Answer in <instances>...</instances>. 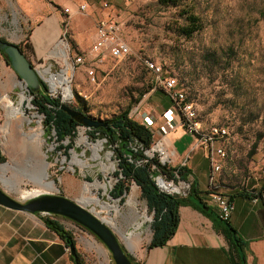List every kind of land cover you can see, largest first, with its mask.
Returning <instances> with one entry per match:
<instances>
[{"label": "rangeland", "instance_id": "374dc122", "mask_svg": "<svg viewBox=\"0 0 264 264\" xmlns=\"http://www.w3.org/2000/svg\"><path fill=\"white\" fill-rule=\"evenodd\" d=\"M96 7L99 16L94 21L95 34L99 21L114 23L119 29V38L126 43L131 54L122 60L108 55L101 57L95 64L92 78L86 67L72 66L70 62V57L85 56L89 49L77 54L72 48L67 51L64 41L59 42L53 53L59 59L50 69L53 74L67 70L72 98L66 104L102 122L128 110L131 119L140 123L143 112L169 103L160 90L152 87L151 74L143 64L144 59H151L162 65L185 91L187 100L195 109L200 129L205 133L217 130L214 146L224 153L216 157L218 191L245 189L259 180L264 168V0H176L175 3L98 0ZM185 9L195 13L203 25L190 38L180 35L177 29L185 23L182 16ZM6 13L8 20L19 28L17 15L9 3ZM9 73L11 76L0 74V149L5 158L0 168L7 165L6 176L15 183L13 186L0 180V187L16 200L30 192L43 191L37 181L45 165L46 180L53 181L56 187L50 193L80 201L83 181L100 179V167L92 164L90 152L86 149L84 156L91 166L72 165L66 154V163L59 170L60 161L54 164L55 151L71 138L66 136L57 141L53 131L46 128L45 117L38 110L37 115L29 112L27 116L31 121L26 122L19 106L14 105L10 112L2 107L5 101L17 104L20 93L25 91L19 85L17 75L13 71ZM60 97L58 95V99ZM30 103L35 109L33 102ZM134 109L138 111L132 114ZM39 117L41 127L37 123ZM79 127L82 126L75 128L71 148L78 141L77 131L83 130ZM95 132L86 130L84 135L96 142L92 138ZM34 134H39L37 143L30 139ZM84 139L81 134L80 141ZM155 142L154 138L152 145ZM105 148L104 144L102 157ZM83 149L79 146L75 152L80 153ZM127 186L129 189L121 204L118 205L117 201L106 203L110 206L116 204V207L98 215L113 226L119 241L129 249L132 257L139 258L150 243L154 214L151 220L139 187L131 188V182ZM101 194L100 190L94 196H98L100 202L107 201ZM90 206H95V212L100 210L95 204ZM60 220L73 235L75 248L84 264H113L105 246L90 232L68 219L60 217ZM132 225L144 227L147 232L136 248H129L123 237Z\"/></svg>", "mask_w": 264, "mask_h": 264}, {"label": "crops", "instance_id": "0c3cea01", "mask_svg": "<svg viewBox=\"0 0 264 264\" xmlns=\"http://www.w3.org/2000/svg\"><path fill=\"white\" fill-rule=\"evenodd\" d=\"M97 1L0 0V38L22 47L32 66L42 62L51 68L59 59L53 54L59 42L64 41L67 51L72 48L77 54L89 49L95 39L94 21L99 16ZM8 3L17 15L19 28L7 18ZM81 4L87 6L85 15L68 18L63 11L67 8L73 12ZM9 71L12 68L1 58L0 74L11 76ZM167 100L168 105H156L142 113L153 118L155 128L165 122L161 115L171 107L168 97ZM161 142L173 154L169 168L185 167L188 172L184 181L194 185L201 201L211 207L207 192L211 174L207 148L196 147L193 137L180 126L162 137ZM263 186L264 174L245 189L223 192L234 205L228 223L241 241L242 264H264V191L259 194ZM189 192L175 194L181 203L174 234L162 246H147L141 257L134 258L139 264H238L235 248L223 226L202 211L198 199ZM244 193L254 196L245 197ZM47 218L63 225L60 217H42L0 206V264H74L67 245L48 228Z\"/></svg>", "mask_w": 264, "mask_h": 264}, {"label": "built area", "instance_id": "2783aa9c", "mask_svg": "<svg viewBox=\"0 0 264 264\" xmlns=\"http://www.w3.org/2000/svg\"><path fill=\"white\" fill-rule=\"evenodd\" d=\"M87 6L85 4L78 5L76 10L71 12L69 9L65 8L63 11L68 15V18L74 14L84 15L86 13ZM118 27L115 26L114 23L110 24L106 21H99L96 26V34L95 39L91 44L87 54L85 56L76 55L70 57V62L73 63L72 66H84L86 67L87 73L89 76L93 78V69L95 68L96 62H98L101 57L108 55L116 60H122L128 57L131 54L129 47L124 43L118 35ZM143 64L145 69L151 74V82L154 90L162 91L171 101V107L164 110L162 112V117L165 122L159 127H154V120L150 116L141 115V124L146 127L149 131L152 132L153 140L156 139V142L149 148L146 149L143 153L147 159H155L156 163H159L162 166H166L167 169L173 162V154L168 152L162 142L161 139L169 132L173 131L177 126L183 128L187 133H189L195 142V146H205L208 152V159L211 169V174L209 177L207 192L208 194V202L217 216L223 220L228 221L233 210L234 205L230 198L218 191L217 181L215 178V174L218 172L219 167L216 163V157L223 156L224 153L221 149H218L214 146V141L218 136V132L214 129L213 132L205 133L200 129L199 123L196 121V112L191 102L187 100V96L185 91L181 88V86L177 83L176 79L171 76L162 65L151 60L144 59ZM33 68L41 78L43 84L46 85L47 95L52 99H58V95H60V103H66L68 100H65L62 95L51 88L48 81L44 79L42 75V69L45 68L42 63L33 64ZM51 71V69H50ZM61 71V70H60ZM56 75V74H55ZM153 91V90H151ZM137 109L132 111V114L136 113ZM129 119L131 117L129 114L127 115ZM178 116V118H177ZM41 123V122H40ZM39 123V124H40ZM41 127V124L39 125ZM83 128L82 131H77V142L73 148H69L68 153H65V146L70 142L66 140L64 143L62 142L63 148H57L55 151V162L56 164L60 161V169L63 168V164L66 163V154L70 156V163L72 165H79L80 162L83 164L82 168L91 166L88 164L87 159L85 158L86 149L90 152V159L93 162V165H97L100 167L102 177L98 179L97 177L93 178V180H85L83 181V187L85 184H92L95 180L100 181L104 187H95L91 186V194L94 196L95 194H99V191L102 192V197H106L107 201H103V203H114L117 199H113L110 195L116 188L119 187V184L122 181H125L123 185L127 186L128 182H131L132 186L136 184L133 181H126L121 174L120 169V161L121 158L116 155L115 149L118 147L116 142L110 143L108 138H106L103 134H101L97 129H92L90 127H79ZM86 130L96 131L93 133L92 138H95L96 142H92L88 136L84 135ZM53 131V130H52ZM54 133V131H53ZM81 134L85 138V143L80 141ZM98 136L100 138L98 139ZM69 137V136H68ZM75 138V137H74ZM101 144L100 150L95 152L94 146L97 143ZM80 144V145H79ZM104 144L106 145V152L101 156V152L104 148ZM161 146V150L153 149L155 146ZM60 146V145H59ZM58 146V147H59ZM73 146V145H72ZM83 146L85 149L80 153L75 152V148ZM128 148L135 153L140 152L142 150L141 146H138L136 142L129 143ZM97 154V159H93L92 157ZM262 154H264V144L262 147ZM122 159L126 160L129 163H135L136 165H141L148 160H135L132 154L129 152L127 154L122 155ZM75 161V162H74ZM151 165V171H157L156 175L153 176V181L157 186L160 192L166 194H179V193H188L190 191V184L184 180L180 179V176L172 170L174 177L169 178L166 174L161 173L157 169V164ZM86 164V165H84ZM182 167V166H178ZM102 168L105 171H102ZM72 169V168H71ZM74 171V169H72ZM262 174H264V169H262ZM167 184L168 187H177L179 188L176 192H171L167 190L165 187ZM137 186V185H136ZM135 186V187H136ZM128 187V186H127ZM138 187V186H137ZM129 189V188H128ZM128 191L124 190L122 195L119 198H123ZM95 197V196H94ZM98 199L99 197L96 196ZM111 203V204H112ZM87 209L91 210L92 206H85ZM96 213L95 211H93ZM97 214V213H96ZM67 229V228H66Z\"/></svg>", "mask_w": 264, "mask_h": 264}, {"label": "trees", "instance_id": "16d2710c", "mask_svg": "<svg viewBox=\"0 0 264 264\" xmlns=\"http://www.w3.org/2000/svg\"><path fill=\"white\" fill-rule=\"evenodd\" d=\"M163 3H175L176 0H160ZM182 16L184 18V25L177 27L178 32L185 38H190L194 34L198 33L203 25L200 18L193 13L191 10H183ZM27 39V38H26ZM0 41H4L0 38ZM20 50L23 52L22 47ZM24 53V52H23ZM0 55L5 60L4 54L0 51ZM9 65V63H8ZM43 90L39 93L34 94L32 100L33 105L37 108L38 112L44 115V124L47 129L54 131V136L57 141H62L66 136L71 138L70 142L65 146V149H69L73 145V138L75 137V128L79 124L75 121L70 122L69 116L63 111L59 110L60 101L59 99H52L47 95L46 85L42 83ZM128 110L122 114L113 117L106 121L105 127L102 129H97L102 133L110 143L116 142L118 147L115 149L116 155L121 158L120 169L121 174L126 181H133L141 191V197L146 201L149 210L147 213L152 220L154 214V220L151 223L152 237L148 248L159 247L165 244V242L174 234L177 224H178V206L181 201L177 198L175 194H166L160 192L153 181V176L156 175L157 171H151V165L156 163L155 159H147L144 155V151L149 149L153 142L152 132L144 127L141 123L128 118ZM136 142L138 146H141L142 150L134 154L132 150L128 148L129 143ZM58 148H63L60 145ZM132 154L135 160H148L141 165H136L135 163H129L122 159L123 154ZM5 158L1 154L0 149V164L4 163ZM157 164V169L166 174L169 178L174 177L172 169L166 166ZM180 176L181 180H184V176L187 174L188 170L185 167H177L173 170ZM186 173V174H185ZM125 181L119 184L111 193L112 197H119L122 195L124 190L128 191V187L123 185ZM264 191V186L261 188L260 193ZM190 196H194L198 199V207L204 211L206 214L213 216L218 223H220L226 235L230 238L232 246L235 248V252L238 259V264H242L244 259L240 253L241 241L236 233V231L230 226L228 221L221 220L214 210L209 207L205 202H202L198 194H196V188L191 185ZM245 197H253L254 194H243ZM58 218L57 216H54ZM46 224L53 232H55L59 238L67 245H72L75 247V240L70 231L65 229L58 221L54 219H46ZM91 234V233H90ZM76 249V248H75ZM76 254L78 261L84 264L81 255L76 249ZM132 261H135L131 257ZM71 260L73 261L72 257ZM139 264V263H137Z\"/></svg>", "mask_w": 264, "mask_h": 264}, {"label": "water", "instance_id": "95a60500", "mask_svg": "<svg viewBox=\"0 0 264 264\" xmlns=\"http://www.w3.org/2000/svg\"><path fill=\"white\" fill-rule=\"evenodd\" d=\"M0 51L4 54L6 63H9V66L17 75L19 84L25 88V95L32 101L34 94L43 90L41 78L20 50L19 46L7 41H0ZM23 106L24 104H22ZM58 109L69 116L70 122L75 121L80 126L97 129L105 127L106 125L105 122L93 120L84 113L73 110L66 103H60ZM35 111L37 112L36 108ZM121 200L122 198H117L118 205L121 204ZM0 206L14 211L41 215L42 217L57 216L68 219L96 237L109 252L113 264L138 263L136 260H131V252L119 241L118 236L110 224L92 210L87 209L76 200H72L64 195L40 193L36 196L16 200L0 187ZM147 225L150 229V224ZM130 229L127 228V232ZM67 247L74 264H81L78 261L75 247L72 245Z\"/></svg>", "mask_w": 264, "mask_h": 264}, {"label": "bare ground", "instance_id": "6f19581e", "mask_svg": "<svg viewBox=\"0 0 264 264\" xmlns=\"http://www.w3.org/2000/svg\"><path fill=\"white\" fill-rule=\"evenodd\" d=\"M65 63H66V61H65ZM42 75L49 82V84H50L52 89L58 91L65 100L70 99V89H69L70 87L68 86L67 70L64 71V72L62 71V73H58V74L55 75V74H53L50 71V68L47 67V68L42 69ZM3 101H4V99H3ZM22 104H24L23 107H22ZM14 105H17V106L20 107V114L23 116V120H25L26 122H30L31 121L29 116H27V114L29 112H31L33 115H37L35 109L31 106L30 100L25 95L24 91H22L20 93V98H19V101H18L17 104L12 103L11 101H5V103L3 104L2 107L6 108L8 110V112H10V110L12 109V107ZM40 121H41V119L39 117L37 123L39 124ZM38 138H39V134H34L33 136L30 137V139L33 140L34 142L35 141L38 142ZM81 142L85 143V139H84V141H81ZM100 148H101V144L98 142L94 146L95 152L100 150ZM153 149L161 150V146H159V145L155 146ZM92 158L93 159H97V154H95ZM77 163L81 164L80 162H77ZM6 169H7V165H2L1 166V168H0V180L3 183H7L8 185L12 184L14 186V183H15L14 180H12L10 178H7V176H6ZM102 169H103V171H105L104 168H102ZM37 182H38V185L43 189V191L36 190V191L30 192V193L26 194V196H24L23 198L36 196V195H38L40 193H50V191H53V190L55 191L56 190V187H55L53 181H47L46 180L45 165L43 167L41 178ZM91 186L104 187V185L98 180H95L92 184H85L83 189H82V193L83 194L80 196L81 197L80 198L81 202L76 200L77 202H79L83 206L84 205L88 206V205H92V204H95L96 206H99L100 210L98 212H96L97 214L99 212H110L112 210V208L116 207V204L114 206H110V205H107L106 203L100 202L101 200L99 201V199L97 197L92 196L91 190H90ZM165 187L167 188V190H169L171 192H176V191L179 190V188L174 187V186L173 187H168L167 184H165ZM91 210L95 211V206H92ZM102 219H104L106 221L105 218H102ZM108 224H110V223H108ZM146 233L147 232L144 229V227H137L136 225H132L131 229L129 230V232H127L123 236L124 237V241L126 242V244H127V246L129 248H136V245L138 243H140L144 239Z\"/></svg>", "mask_w": 264, "mask_h": 264}, {"label": "flooded vegetation", "instance_id": "af4514ba", "mask_svg": "<svg viewBox=\"0 0 264 264\" xmlns=\"http://www.w3.org/2000/svg\"><path fill=\"white\" fill-rule=\"evenodd\" d=\"M70 107V106H69ZM71 108V107H70ZM73 109V108H72ZM75 111H79V112H82L81 110H77V109H73ZM83 113V112H82ZM73 122V121H72ZM103 127H100L99 129H102ZM98 129V128H97ZM102 134V133H101Z\"/></svg>", "mask_w": 264, "mask_h": 264}]
</instances>
